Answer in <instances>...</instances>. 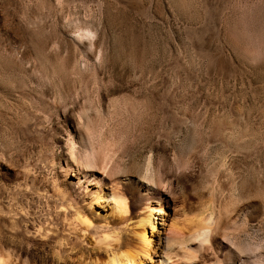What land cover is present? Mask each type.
Segmentation results:
<instances>
[{
  "label": "rangeland",
  "instance_id": "obj_1",
  "mask_svg": "<svg viewBox=\"0 0 264 264\" xmlns=\"http://www.w3.org/2000/svg\"><path fill=\"white\" fill-rule=\"evenodd\" d=\"M125 174L157 190L85 207ZM145 204L173 264H264V0H0V264H78V212L109 239Z\"/></svg>",
  "mask_w": 264,
  "mask_h": 264
},
{
  "label": "bare ground",
  "instance_id": "obj_2",
  "mask_svg": "<svg viewBox=\"0 0 264 264\" xmlns=\"http://www.w3.org/2000/svg\"><path fill=\"white\" fill-rule=\"evenodd\" d=\"M130 184L145 189V192L157 190L156 186L144 183L140 179H134L126 174L120 175L110 180L104 188L96 190L94 198L90 202H87L85 207L87 209L92 207L94 204L93 201L98 203L103 199H109L112 202L113 208L117 209L120 214L127 215L129 212V204L126 198V190ZM78 214L77 219L80 222V227L75 230L74 235L73 233L69 235L76 239V244L79 248L75 252H72L74 248H72L71 253L67 252V259L73 260V256L78 255V264H138L143 259H148L149 264H173L168 243L170 238L165 235V237H159L158 241L153 243L152 236H154L153 232L156 229V220L154 218L153 208L151 209L148 204L143 205L142 210L137 213L134 224H129L132 218H127L124 223L118 226L115 235L109 239V234L100 233V230L88 215L79 212ZM37 233L46 238L53 235L54 232L49 227L40 225ZM205 235L206 237H202V239L207 238V234ZM102 240H106L103 243H108L111 240L116 243L115 249H113L114 246L107 245L106 258L104 259L101 258L102 252L96 248ZM224 254L225 259L230 261L229 263L236 261L242 264V259L238 258L242 256L241 247H231L228 245L224 249Z\"/></svg>",
  "mask_w": 264,
  "mask_h": 264
}]
</instances>
